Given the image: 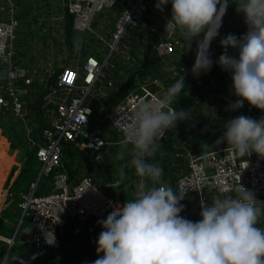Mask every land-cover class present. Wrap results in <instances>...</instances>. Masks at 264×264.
Masks as SVG:
<instances>
[{
	"label": "built area",
	"instance_id": "1",
	"mask_svg": "<svg viewBox=\"0 0 264 264\" xmlns=\"http://www.w3.org/2000/svg\"><path fill=\"white\" fill-rule=\"evenodd\" d=\"M156 3L0 0V127L12 123L24 149L35 154L38 177L20 196L22 219L30 220L21 244L40 251L41 260L42 255H60L68 222L106 219L115 206L134 197L143 181L131 164L132 144L124 145L133 114L142 102L164 95L182 75L186 86L172 107L187 118L157 136V149L164 142L169 148L148 161L163 169L164 185L186 192L181 215L197 221L202 202L236 196L242 187L264 203V159L241 157L226 143H216L228 120L264 117L247 102L237 111L228 110L237 99L231 93V74L216 63L224 52L220 39L247 32L243 14L229 5L210 48L213 67L195 77V40L188 47L181 35L166 32L171 5L160 12ZM229 54L238 51L229 49ZM41 92L49 97L37 117L29 99ZM187 97L190 106L183 107L178 99ZM67 144L90 161L77 158L66 165ZM78 164L82 168L75 176ZM13 196L8 192L5 201ZM257 226L264 227V216ZM0 242L10 252L15 244L2 236ZM74 247L81 264H91L89 247L79 241Z\"/></svg>",
	"mask_w": 264,
	"mask_h": 264
},
{
	"label": "clouds",
	"instance_id": "2",
	"mask_svg": "<svg viewBox=\"0 0 264 264\" xmlns=\"http://www.w3.org/2000/svg\"><path fill=\"white\" fill-rule=\"evenodd\" d=\"M169 4L165 31L181 35L188 47L195 40V77L212 69V42L229 5L236 6L248 30L240 38H221L224 52L216 61L231 74V93L237 98L228 110L237 111L247 102L264 112V0H157L155 8L163 12ZM229 49L238 55H230ZM185 86L182 75L164 95L142 102L134 112L124 145L132 144L131 164L143 182L132 199L97 222L102 231L92 264H264V227L257 226L264 203L252 191L242 187L236 196L202 202L201 218L192 221L181 215L186 192L164 185L163 169L148 162L157 151V136L187 118L172 107ZM224 129L217 144L226 143L241 157L264 159V117L240 115L224 123Z\"/></svg>",
	"mask_w": 264,
	"mask_h": 264
},
{
	"label": "trees",
	"instance_id": "3",
	"mask_svg": "<svg viewBox=\"0 0 264 264\" xmlns=\"http://www.w3.org/2000/svg\"><path fill=\"white\" fill-rule=\"evenodd\" d=\"M46 93L41 92L38 94L37 97L29 99V101H34V104L30 107L31 111H33L37 117H39L36 103L37 101L45 96ZM180 103L184 106H190L191 99L189 97L185 99H178ZM177 101V102H178ZM177 111L178 108L176 109ZM9 130V129H8ZM3 131L0 129V136H5L6 141L8 138L15 139L14 143H20L21 139L17 136L16 133H13L11 130ZM8 147L9 143H8ZM15 144L13 145V148ZM19 148V147H17ZM24 148V147H23ZM169 148V143L164 142L160 149H157L154 157L158 158L159 151L162 149ZM26 155V163L24 168L21 170L19 176L16 177L14 180V185L9 190V192H13L14 196L12 199L8 201L9 207L6 209L2 215L0 216V236L6 239H13L17 225L22 220L23 211L19 207L20 205V196L23 193H27L30 185L34 183L38 177L39 169L36 168V159L35 154L33 152H29L28 150L24 149ZM65 164L68 165L70 162L74 161L75 159L90 161L89 157H84L78 150L74 147L70 146L69 144L65 145ZM82 166L78 164V170L74 173L75 176L80 174ZM10 169H6L8 172ZM14 173V172H13ZM12 173V175H13ZM6 179V178H5ZM8 191V188H7ZM45 191V187L39 189V194H43ZM6 197V192L3 195L2 199H0V209L2 207L3 201ZM1 198V196H0ZM126 199V198H125ZM6 219L10 221V223L6 222ZM98 221L93 220L90 224L88 223H79L77 220H71L65 226V236L62 239V249L60 251V255H42L43 260H41V253L40 251L35 250L33 247L23 246L21 244L26 232L29 230L30 220L25 219L21 225L20 231L15 239V244L13 245L9 260H13L17 258L18 264H47L46 262L49 261L50 264H81L82 258L81 254L78 252L77 248L74 247L75 242L79 241L80 243L89 247L88 249V256L89 260L92 264L98 257L96 254V241L100 232L102 231L101 226L97 223ZM7 223V225H6ZM8 250V245L4 242H0V264L2 263L3 259ZM8 260V261H9ZM7 261V262H8ZM12 264H14L12 262Z\"/></svg>",
	"mask_w": 264,
	"mask_h": 264
},
{
	"label": "rangeland",
	"instance_id": "4",
	"mask_svg": "<svg viewBox=\"0 0 264 264\" xmlns=\"http://www.w3.org/2000/svg\"><path fill=\"white\" fill-rule=\"evenodd\" d=\"M1 126L3 127V128L0 127L1 130L8 131V132H10L9 130H11L13 133H16L15 130L12 128V123L3 124ZM14 140L15 139H12L10 137L7 139V141L5 140V138H3L2 141H0V176L1 178L3 177L2 184H1L3 186L2 192H4V194L6 192V196L8 195L9 190L14 185L13 183L14 180L16 179L17 176H19L21 170L24 168L25 163H26V155L24 152L23 143L22 142L14 143L13 142ZM8 143L10 147H8ZM14 144H15V147L13 148ZM6 169H10V170L7 172ZM7 188H8V191H7ZM8 207H9V204L4 199L2 207L0 209V214L2 215V213L6 209H8ZM6 222L10 223L8 219H6ZM19 224L17 225V227L19 226ZM4 260L5 259H3L1 264H3ZM12 262L14 264H18L16 263L17 259L15 260L10 259L6 264H12Z\"/></svg>",
	"mask_w": 264,
	"mask_h": 264
},
{
	"label": "water",
	"instance_id": "5",
	"mask_svg": "<svg viewBox=\"0 0 264 264\" xmlns=\"http://www.w3.org/2000/svg\"><path fill=\"white\" fill-rule=\"evenodd\" d=\"M13 62H14V64L16 65V64H17V59L15 58V59L13 60ZM22 74H23V73H21V75H22ZM13 76L15 77V73L13 74ZM48 97H49V95H48V96H45L44 98H42L41 100L38 101V103H37V110H38V112H40V110H41V104H42L45 100H47ZM22 221H23V219L21 220L19 226L17 227L16 232H15V235H14V237H13L12 240H15V239H16V237H17V235H18V233H19V231H20V228H21V225H22ZM9 252H10V251L7 250L6 255H8Z\"/></svg>",
	"mask_w": 264,
	"mask_h": 264
},
{
	"label": "crops",
	"instance_id": "6",
	"mask_svg": "<svg viewBox=\"0 0 264 264\" xmlns=\"http://www.w3.org/2000/svg\"><path fill=\"white\" fill-rule=\"evenodd\" d=\"M3 128V127H2ZM4 131V130H3ZM1 138H5V140H6V137L5 136H1ZM3 140V139H2ZM2 140H0V141H2ZM5 149V148H4ZM5 154V153H4ZM6 155V154H5ZM3 178V177H2ZM2 178H1V176H0V196H1V198L0 199H2V197H3V195H4V192H2V189H3V186L1 185L2 184ZM10 180V179H9ZM1 215V214H0Z\"/></svg>",
	"mask_w": 264,
	"mask_h": 264
},
{
	"label": "bare ground",
	"instance_id": "7",
	"mask_svg": "<svg viewBox=\"0 0 264 264\" xmlns=\"http://www.w3.org/2000/svg\"><path fill=\"white\" fill-rule=\"evenodd\" d=\"M3 138H1V136H0V140H2Z\"/></svg>",
	"mask_w": 264,
	"mask_h": 264
}]
</instances>
